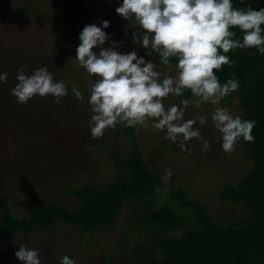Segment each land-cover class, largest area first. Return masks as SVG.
Listing matches in <instances>:
<instances>
[{
  "label": "rangeland",
  "instance_id": "1",
  "mask_svg": "<svg viewBox=\"0 0 264 264\" xmlns=\"http://www.w3.org/2000/svg\"><path fill=\"white\" fill-rule=\"evenodd\" d=\"M121 2L0 0V72L8 73L7 82L0 83V195L19 218H27L30 207L44 199L79 211L81 200L74 190L87 183L102 188L122 178L125 172L115 161L124 160L133 146L142 151L153 173L163 176L170 168L173 175L165 181L163 191L124 199L112 222L99 228L84 230L57 218L43 229L5 235L0 240V264H21L15 256L20 245L39 249L42 264H58V258L65 255L76 264H144V247H150L152 255L161 258V240L178 237L187 229H199L194 209L183 206L174 194L179 189L186 193V199L200 203L209 219L220 224L238 222L248 214L247 206L222 194V189L241 180L251 168V158L243 140L233 152L223 151L221 134L211 120V104L190 106L185 113L186 120L208 116L206 125H195L211 143L207 152L201 150L202 141L198 139L188 142L189 151H182L179 143H172L164 132L151 127L136 128L135 139L119 125L115 130L107 129L101 138L91 137L88 98L95 77L79 67L75 58L78 36L85 25H99L106 19L110 27L105 31L120 51L136 50L157 62L156 68L162 74L175 68L160 64L143 48L132 44L135 22L116 13ZM24 65L28 66V74L46 66L56 80L65 81L69 95L60 103L51 96H37L27 104H19L10 90L17 83L18 69ZM73 85L81 91L83 100L73 96ZM181 100L169 96L165 104L179 105ZM222 106L234 116L243 113L238 97H226ZM163 206L185 219L179 230L159 232L152 220H146L149 209Z\"/></svg>",
  "mask_w": 264,
  "mask_h": 264
},
{
  "label": "clouds",
  "instance_id": "2",
  "mask_svg": "<svg viewBox=\"0 0 264 264\" xmlns=\"http://www.w3.org/2000/svg\"><path fill=\"white\" fill-rule=\"evenodd\" d=\"M116 13L129 22L134 21L132 44L143 48L147 56L159 57V63L174 71L161 73L156 64L136 50L120 51L105 30L110 21L87 24L79 33L76 61L89 76L95 77L88 105L91 117L88 127L93 139L104 136L107 129L118 125L126 128H148L164 132L165 138L179 143L189 151L188 142L202 141L201 150L211 148L200 131L208 116L185 119L190 106H214L211 120L221 134L223 151L231 153L240 140L254 142L255 122L233 115L222 101L240 87L235 74L221 82L217 72L224 65L233 66L228 53L236 49L255 48L264 55V8L235 7L233 0H122ZM132 28V27H131ZM238 28L242 39L233 30ZM127 35V32H126ZM107 42V46L106 45ZM27 65L17 71V83L10 90L19 104L34 97L54 98L60 103L69 95L65 81L56 80L46 66L26 73ZM7 72H0V83H6ZM190 91L193 100L182 99L180 104L166 105L169 97H182ZM72 94L83 100L81 91L73 85ZM190 154V152H189ZM173 172L166 169L162 177L170 181ZM21 264H42L37 248L20 245L15 252ZM58 264H76L65 255Z\"/></svg>",
  "mask_w": 264,
  "mask_h": 264
},
{
  "label": "trees",
  "instance_id": "3",
  "mask_svg": "<svg viewBox=\"0 0 264 264\" xmlns=\"http://www.w3.org/2000/svg\"><path fill=\"white\" fill-rule=\"evenodd\" d=\"M233 4L239 8L249 5L254 9L264 8V0H233ZM233 30L242 39L239 29ZM228 55L234 61L233 66L224 65L217 75L222 83L233 74L239 80V89L230 96L238 97L243 108L241 117L255 122L252 130L255 139L254 142L244 141L251 168L235 185L224 187L222 194H228L234 202L247 206L248 214L238 222L220 224L209 219L200 203L186 199L183 190L174 191L183 206L194 209L199 229H187L178 237L161 240L160 249L164 253L161 258H155L152 249L144 247V264H264V55L255 48L236 49ZM176 62L172 60L170 64L175 66ZM181 98L193 99L190 91ZM119 127L128 136L137 137L136 128ZM115 164L125 172L122 178L108 182L102 188L87 183L74 190V195L81 200L79 211L67 209L52 199H44L30 207L27 218H19L11 211L7 199L0 195V240L9 233L49 227L57 218L84 230L99 228L112 222L122 208L123 200L129 196L164 190L163 176L148 169L137 146L130 149L124 160H116ZM147 212L146 220H152L159 232L179 230L184 225L185 219L166 206Z\"/></svg>",
  "mask_w": 264,
  "mask_h": 264
}]
</instances>
